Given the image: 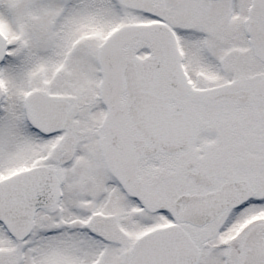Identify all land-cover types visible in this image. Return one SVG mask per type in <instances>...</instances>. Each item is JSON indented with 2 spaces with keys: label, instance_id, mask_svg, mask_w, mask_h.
Listing matches in <instances>:
<instances>
[{
  "label": "snow or ice",
  "instance_id": "1",
  "mask_svg": "<svg viewBox=\"0 0 264 264\" xmlns=\"http://www.w3.org/2000/svg\"><path fill=\"white\" fill-rule=\"evenodd\" d=\"M0 264H264V0H0Z\"/></svg>",
  "mask_w": 264,
  "mask_h": 264
}]
</instances>
